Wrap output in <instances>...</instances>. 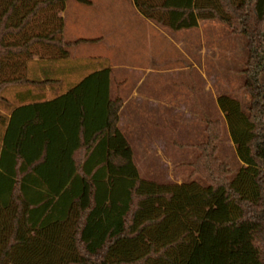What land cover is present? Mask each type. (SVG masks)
<instances>
[{
    "label": "trees",
    "instance_id": "16d2710c",
    "mask_svg": "<svg viewBox=\"0 0 264 264\" xmlns=\"http://www.w3.org/2000/svg\"><path fill=\"white\" fill-rule=\"evenodd\" d=\"M68 1L0 0V109L11 114L0 113V264H264V0H133L172 32L218 21L246 42L250 104L218 99L241 168L218 157L224 122L208 120L192 165L205 186L141 178L109 69L50 103L8 102L14 90L66 88L56 77L89 42L63 38ZM54 108L64 119L76 111L63 127L78 141L45 127L43 109Z\"/></svg>",
    "mask_w": 264,
    "mask_h": 264
},
{
    "label": "rangeland",
    "instance_id": "374dc122",
    "mask_svg": "<svg viewBox=\"0 0 264 264\" xmlns=\"http://www.w3.org/2000/svg\"><path fill=\"white\" fill-rule=\"evenodd\" d=\"M67 9L65 41H89L71 49L67 63L72 66L97 65L101 62L91 61L89 57L113 54L114 51L113 57H109L114 63L132 62V58L126 56V48L130 46L138 50L139 46L134 45L133 40H125V32H111L121 26L123 20L128 22L129 18L124 19L127 4L119 0H86L85 3L72 0ZM212 26L214 30H210ZM157 41L152 39L141 51L148 56L144 62L142 60L150 69L148 72L132 73L126 68L116 71V78L125 80L118 89L120 94H128L141 80L137 93L149 97L143 106L134 108L142 113H129L131 107L121 113L120 130L132 146L141 178L158 184L196 181L205 186L199 176L192 175V165L199 154L197 147L206 141L208 120L224 122L218 157L237 174L241 164L218 99L227 94L239 101L244 109L250 104L249 96L241 90L244 84L241 71L247 59L245 40L232 36L228 27L218 21H201V26L184 38L186 44L180 50L176 49L177 42L171 46L161 38ZM180 51L188 53L192 61L187 63L186 71H180L186 65H174V62L186 61ZM152 60L158 65H150ZM12 92L5 93L10 101H13ZM152 99L163 103L159 106L163 108L162 113L149 112L148 107L153 104L148 102ZM178 103L186 109L185 112L174 113Z\"/></svg>",
    "mask_w": 264,
    "mask_h": 264
},
{
    "label": "crops",
    "instance_id": "0c3cea01",
    "mask_svg": "<svg viewBox=\"0 0 264 264\" xmlns=\"http://www.w3.org/2000/svg\"><path fill=\"white\" fill-rule=\"evenodd\" d=\"M72 1V0H71ZM86 1V0H85ZM119 2H122L124 4H127V12H124V19L129 18L128 22L126 20H123L124 23L117 27L116 30H112L111 32L114 34L117 33H126L125 35V40L130 39L133 40V44L136 46H139L138 50H136L135 48L132 47H128V49L126 48V56L131 59L132 58V62L130 64H124L122 65L121 63H114V60L109 59V57H113L112 53H108V55H95L93 57H89V59H91V61H93L94 59L96 61H100L101 63H97V65L93 64L92 65H87V64H83V65H79V66H72L69 63H65L64 66L66 67L65 72H63V74L60 75V77H56V80H60V81H64L66 82L65 85V89L63 90H54L51 86H45L42 87L41 89H19V90H14L12 92V97H13V101H10L9 99L8 102L13 103V107L17 108V107H21L23 105H30L32 103H34L33 99H37V101L35 102H39V103H50L53 102L54 100L63 97L64 95H66L70 89L69 87L77 85L79 82H81L85 77L89 76L90 74L97 72V71H101L103 69H109L111 70V97L112 98H121L124 100V104L120 110V114H119V124L118 127L120 129L121 127V113L125 110H127L129 107H131V110H129L128 112H135V113H142V110H138V109H134V108H139L141 106H143L145 104V99L149 98L147 95H140L137 93V87L139 86V84L141 83V80L138 82V84L136 85V88L133 89L131 92H128V94H124V92H122L120 94V89L124 83L125 80H123V78H116V71L120 70V69H128L130 70L132 73L133 72H148L150 69L148 68V66L144 65V58L146 56L143 55V52H141L144 47L148 46L149 43L151 42V40L153 39L154 41H157V39L161 38V40L167 44H170L171 46H175V43L177 42V46L176 49L180 50L181 47H185L184 45L186 44L184 41V38L189 34V32L191 31H195L196 29H198L201 26V22H199V27L192 29V30H184V31H180V32H172L169 29L163 28L161 26H158L156 24H154L153 22L149 21L148 19L144 18L140 12L138 11V9L136 8L134 1L133 0H119ZM69 3V1H68ZM67 3V4H68ZM67 4H66V8L65 10L60 14V17L63 18L64 23H66L67 21ZM131 17V18H130ZM210 27V25L208 26ZM210 30H214V26H212V28H210ZM64 33H65V27H64ZM133 35V36H130ZM101 40V39H100ZM229 40H232L231 38H229ZM158 42V41H157ZM180 54H183L184 59L186 60L185 62H174V65L178 64L181 65L183 67V65L185 67L181 68L180 71H186L187 70V63L190 62L192 63L188 53L180 51ZM116 56V55H115ZM160 56V55H159ZM167 55H162V57H166ZM174 57H176L177 55L174 54ZM170 56V57H173ZM179 56V55H178ZM168 57V56H167ZM148 58V56L146 57ZM159 58V57H158ZM165 59V58H164ZM163 59V60H164ZM143 60V62H142ZM35 61H38V59H35ZM152 66H157L158 64L155 63V61H151ZM147 68V69H145ZM138 72V73H139ZM123 80V81H122ZM153 101V102H152ZM149 104H153L152 106H149L148 108H150L149 112H151L152 114L155 113H162L163 112V108L159 107L162 106L163 103H159V101L152 99L148 102ZM176 108L174 113H181L182 111L185 112L186 109L180 104H176L175 105ZM169 108V107H168ZM2 109H0V113L3 115H6L8 118H11V114L9 111L5 110L1 111ZM44 113H47L45 116V118H43L42 121H44L43 123L45 124V127L50 128V127H55V129H59V132L56 134V136H53L57 139H59V141L61 142V140L65 141L66 143H74V141H78V137L76 134H74V130L69 133L71 135H67L66 131L64 130V125L70 124L72 126H74V114H75V110L72 108H67V118L64 119V117H61V114H63L65 111L61 108H54L52 109L53 115L50 116V109H43ZM61 113V114H60ZM62 118V119H61ZM8 125V124H7ZM58 131V130H57ZM121 131V130H120ZM122 132V131H121ZM5 133V132H4ZM4 133L1 134L0 136V150L1 147L3 145V137H4ZM59 135V136H58ZM70 138V140H69Z\"/></svg>",
    "mask_w": 264,
    "mask_h": 264
}]
</instances>
